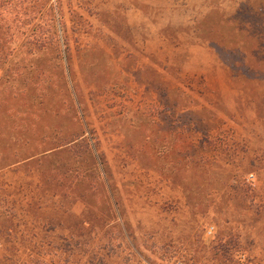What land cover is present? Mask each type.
I'll return each instance as SVG.
<instances>
[{"label":"rangeland","instance_id":"rangeland-1","mask_svg":"<svg viewBox=\"0 0 264 264\" xmlns=\"http://www.w3.org/2000/svg\"><path fill=\"white\" fill-rule=\"evenodd\" d=\"M61 3L69 52L38 129L85 123L115 207L93 185L37 212V176L7 172L0 264H264V0Z\"/></svg>","mask_w":264,"mask_h":264},{"label":"trees","instance_id":"trees-1","mask_svg":"<svg viewBox=\"0 0 264 264\" xmlns=\"http://www.w3.org/2000/svg\"><path fill=\"white\" fill-rule=\"evenodd\" d=\"M63 18L61 0H0V201L8 195L6 186H11L3 175L22 169L26 176H37L22 187L29 208L39 212L69 195L82 200L87 189L100 185L109 215V207H115L111 177L103 156L95 153L92 137L85 136V123L79 120L80 130L62 139L51 136L47 122L43 130L38 129L41 113H56L50 105L41 109L37 101L51 100L52 69L69 52ZM68 95V110L76 114L70 89ZM147 155L157 162L155 155ZM87 161L91 162L88 169ZM157 171L167 174L163 167ZM181 172L177 167L176 174ZM5 212L0 211V217ZM66 241L77 245L80 239Z\"/></svg>","mask_w":264,"mask_h":264},{"label":"built area","instance_id":"built-area-1","mask_svg":"<svg viewBox=\"0 0 264 264\" xmlns=\"http://www.w3.org/2000/svg\"><path fill=\"white\" fill-rule=\"evenodd\" d=\"M211 228L207 230V232L209 234L212 232L211 231L212 230ZM238 260H239V262H241L243 264H260L258 261L247 259L246 255L244 253H240L238 255ZM174 264H193V263H185L183 261L177 260V261L174 262Z\"/></svg>","mask_w":264,"mask_h":264}]
</instances>
